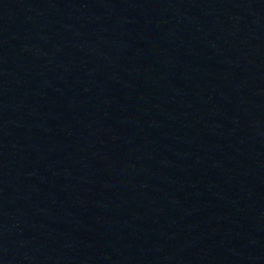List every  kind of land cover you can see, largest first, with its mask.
Segmentation results:
<instances>
[{
  "label": "water",
  "instance_id": "95a60500",
  "mask_svg": "<svg viewBox=\"0 0 264 264\" xmlns=\"http://www.w3.org/2000/svg\"><path fill=\"white\" fill-rule=\"evenodd\" d=\"M0 264H264V0H0Z\"/></svg>",
  "mask_w": 264,
  "mask_h": 264
}]
</instances>
